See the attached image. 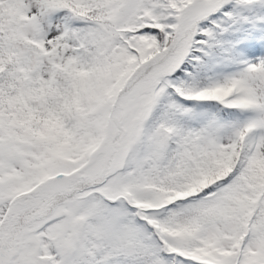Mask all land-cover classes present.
<instances>
[{"label": "snow or ice", "instance_id": "snow-or-ice-1", "mask_svg": "<svg viewBox=\"0 0 264 264\" xmlns=\"http://www.w3.org/2000/svg\"><path fill=\"white\" fill-rule=\"evenodd\" d=\"M0 264H264V0H0Z\"/></svg>", "mask_w": 264, "mask_h": 264}]
</instances>
